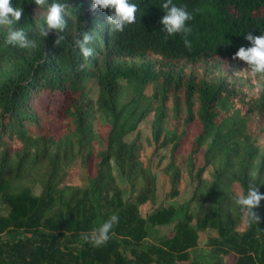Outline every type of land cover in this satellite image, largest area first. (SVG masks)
<instances>
[{
  "label": "trees",
  "instance_id": "1",
  "mask_svg": "<svg viewBox=\"0 0 264 264\" xmlns=\"http://www.w3.org/2000/svg\"><path fill=\"white\" fill-rule=\"evenodd\" d=\"M12 2L40 9L34 0ZM58 2L73 20L59 45L54 30L39 34L45 19L13 25L35 48L6 44L8 30H0V264H201L188 250L205 229L214 232L206 241L210 264H228L231 254V264H264V200L254 210L260 223L246 226L233 189L246 194L254 183L264 194V149L255 165L264 91L253 95L247 65L233 59L251 46L246 35H264V0H173L194 16L190 48L183 34L163 31L166 0H132L137 21L123 32L110 31L109 10L92 14L91 0ZM83 32L94 36L87 61L75 45ZM87 78L96 82L95 98ZM150 112L153 153L169 148L164 198L177 195L184 172L192 182L177 205L157 203L155 173L140 156L138 125ZM195 121L199 130L180 152ZM75 160L81 167L94 161L85 182L69 179ZM112 215L118 223L107 243L81 238ZM169 223L170 231L151 235Z\"/></svg>",
  "mask_w": 264,
  "mask_h": 264
},
{
  "label": "clouds",
  "instance_id": "2",
  "mask_svg": "<svg viewBox=\"0 0 264 264\" xmlns=\"http://www.w3.org/2000/svg\"><path fill=\"white\" fill-rule=\"evenodd\" d=\"M37 8L46 9V25H38L39 34L47 37L50 31L54 30L57 36L55 43L59 45L64 39L61 33H64L68 27V20L65 18V9L68 7L66 2L58 0H34ZM165 15L161 19L163 31L168 36L183 34L184 44L191 47V42L187 36L191 34L192 28L188 22L193 20L194 16L187 10V6H176L173 0H166L161 6ZM139 5L132 0H91L89 11L95 14L97 10L104 12L109 10L110 14L106 17V23L110 25V31L123 32L129 25L136 23ZM23 8L13 5L12 0H0V28H7L6 44L23 49L35 48L36 44L30 40L23 28L13 27L20 21ZM245 39L250 42V47H240L235 53L233 59L239 58L243 61L248 70V77L252 78L254 83L253 95H258L264 91V35L254 36L251 33L246 35ZM94 42V36L90 32L81 33V38L75 40L76 47L79 48L83 58L87 61L93 55V48L89 47ZM83 67V65H81ZM253 179L256 173L252 174ZM264 200V194H261L258 186L254 183L248 185L247 193L237 190L235 203L239 206L242 214V223L251 226L253 223L259 224L261 217L255 209L260 206ZM118 223V216L112 215L99 228L93 229L91 233H82L81 238L95 247H100L107 243L110 233L115 224Z\"/></svg>",
  "mask_w": 264,
  "mask_h": 264
},
{
  "label": "rangeland",
  "instance_id": "3",
  "mask_svg": "<svg viewBox=\"0 0 264 264\" xmlns=\"http://www.w3.org/2000/svg\"><path fill=\"white\" fill-rule=\"evenodd\" d=\"M45 12L46 9H32L29 7H24L23 8V13L20 21L23 20H31L33 22H39L43 19H45ZM66 13V12H65ZM65 18L68 20V26L72 27L73 20L66 13ZM3 28H0V30ZM227 71V69L225 70ZM123 84H125L124 80H121ZM86 83V89H87V94L95 98L97 94V85L96 82L93 78H87L85 80ZM125 93L127 91H124ZM145 92L147 94H151L152 92V85L148 84L145 87ZM43 101V100H42ZM151 120H152V112H150L138 125V128L140 130V140L142 142V149L140 152L141 159L143 160L144 163H150L152 166V170L155 173L156 177V194H157V203L164 202L165 204H173L177 205L181 201L187 199L191 193H192V182L189 178V175L184 172L182 174V179L179 184V190L176 196L170 199H165V193L169 188V180L168 176L162 171V167L166 164L168 161L169 157V148L168 147H162L157 149L154 152L155 148V143L151 139ZM170 120V116L167 117L166 119V125H168ZM28 128L31 131H36L37 127L31 123L28 124ZM199 130V123L197 121L193 122L190 125L189 129V137L184 140V144L180 148V152L187 151L189 149L190 143H191V136L194 135L197 131ZM106 131V126H103L101 129V133L104 136ZM134 135V133H131L127 139L131 138ZM257 144L259 146V153L256 158L255 165L259 162L260 155L262 150L264 149V133L258 135L257 137ZM254 165V166H255ZM255 168V167H254ZM70 172L68 174L69 179L72 182H85L88 177H90L93 172H94V161H92L88 167H81L78 164V161L75 160L73 164L71 165ZM113 172L116 176L117 182L119 185L123 187H128L126 180L119 174L118 170L113 167ZM204 177L207 178L208 180L212 179V170L211 167H208L205 172H204ZM233 189L234 192L237 193V190H241L240 186L238 184H233ZM34 192L39 193L40 192V187L39 185H36L34 187ZM194 203V202H193ZM195 204V203H194ZM192 204V207L194 208L195 205ZM1 211V209H0ZM141 212L144 214L145 211L144 209H141ZM172 228V223L166 224V225H161V226H156V229H153L151 231V235L154 233H159L162 234L164 232L170 231ZM214 232L210 229H205L201 230L198 232V243L194 248H190L188 250L189 253V260L192 258L197 259L201 262V264H210L211 263V257L208 251V246L206 244L207 238L209 235L213 234ZM233 255H229L226 258V263L231 264L233 261Z\"/></svg>",
  "mask_w": 264,
  "mask_h": 264
}]
</instances>
